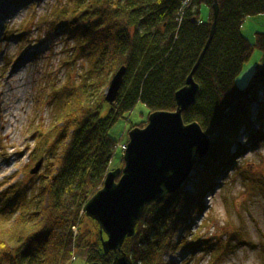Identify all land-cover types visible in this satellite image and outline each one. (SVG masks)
Returning a JSON list of instances; mask_svg holds the SVG:
<instances>
[{"label": "trees", "instance_id": "16d2710c", "mask_svg": "<svg viewBox=\"0 0 264 264\" xmlns=\"http://www.w3.org/2000/svg\"><path fill=\"white\" fill-rule=\"evenodd\" d=\"M218 3L213 38L193 75L200 90L182 115L185 124L198 123L210 136L211 152L195 168L194 192L185 190L189 179L178 193L148 205L118 256L104 254L105 236L83 212L102 189L118 150L111 131L138 103L149 115L176 111L175 95L210 38L214 0H68L40 20L39 27L65 36L69 60L81 56L83 64L78 80L52 90L53 124L47 131L40 122L33 127V161L44 159L45 171L38 176V191L30 194L18 184L0 209V264H70L80 250L87 251L86 264H118L121 258L129 264H172L167 256L201 246L180 232L190 215L201 211L212 180L232 164L229 146L239 131L252 132V118L264 121V100L258 101L264 89V32L256 33L254 45L242 33L248 17L264 14V0ZM203 6L210 10L207 21L201 19ZM255 47L262 63L242 88L236 79ZM123 67L118 96L108 104L106 91ZM262 138L261 132L251 135L253 142Z\"/></svg>", "mask_w": 264, "mask_h": 264}, {"label": "rangeland", "instance_id": "374dc122", "mask_svg": "<svg viewBox=\"0 0 264 264\" xmlns=\"http://www.w3.org/2000/svg\"><path fill=\"white\" fill-rule=\"evenodd\" d=\"M67 1L0 0V9L4 7L0 14V209L18 184L31 189L30 194L38 191V176L45 171L46 162L41 159L39 173L31 174L40 161H33L32 150L36 144L33 127L40 122V128L49 129L55 116L52 90L68 80H78L81 73L83 57L69 60L65 53V36H57L38 24ZM209 12V8L203 6L201 19L207 21ZM263 32L264 14L244 21L242 33L252 45L256 44V33ZM261 63L262 53L255 47L236 79L237 85L245 88ZM261 100H264V89L258 101ZM108 109L106 104L103 116ZM252 109L257 112L258 103H254ZM148 117L146 106L138 103L120 120L111 131L119 146L128 144L133 127H146ZM250 128L252 132L239 131L235 143L229 146L234 158L232 164L212 180L201 200V211L192 213L186 230L180 232L183 239L196 241L201 246L167 256L168 262L264 264V121L252 118ZM257 132H261L263 138L251 141V135ZM237 148L241 149L238 155ZM122 159L123 152L116 150L109 172L120 169ZM194 174L195 170L186 185L187 192H194L191 181ZM16 217L14 214L13 218ZM233 237L239 241L229 244ZM86 258L87 251L80 250L70 264H86Z\"/></svg>", "mask_w": 264, "mask_h": 264}, {"label": "water", "instance_id": "95a60500", "mask_svg": "<svg viewBox=\"0 0 264 264\" xmlns=\"http://www.w3.org/2000/svg\"><path fill=\"white\" fill-rule=\"evenodd\" d=\"M212 9L210 38L185 87L175 95L176 111L152 113L146 127L129 132L124 167L108 172L102 189L84 207V214L97 223L101 236H105L102 251L106 255H120L126 239L134 237L145 208L183 189L198 163L211 152L210 136L198 123L185 124L182 115L195 103L200 90L193 75L213 38L219 15L218 0ZM125 73L123 67L111 80L106 103L115 102ZM42 163L40 160L36 164L32 175L39 173ZM118 264L129 263L121 258Z\"/></svg>", "mask_w": 264, "mask_h": 264}, {"label": "built area", "instance_id": "2783aa9c", "mask_svg": "<svg viewBox=\"0 0 264 264\" xmlns=\"http://www.w3.org/2000/svg\"><path fill=\"white\" fill-rule=\"evenodd\" d=\"M118 149L122 152H125L127 150V144L118 146Z\"/></svg>", "mask_w": 264, "mask_h": 264}, {"label": "bare ground", "instance_id": "6f19581e", "mask_svg": "<svg viewBox=\"0 0 264 264\" xmlns=\"http://www.w3.org/2000/svg\"><path fill=\"white\" fill-rule=\"evenodd\" d=\"M1 10L3 11L4 10V7H2V9H0V14H3V12H1Z\"/></svg>", "mask_w": 264, "mask_h": 264}]
</instances>
